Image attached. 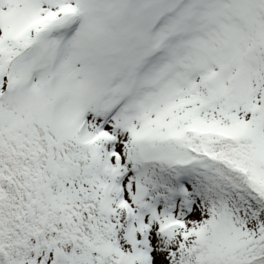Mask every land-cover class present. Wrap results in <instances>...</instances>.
<instances>
[{"label":"snow or ice","instance_id":"obj_1","mask_svg":"<svg viewBox=\"0 0 264 264\" xmlns=\"http://www.w3.org/2000/svg\"><path fill=\"white\" fill-rule=\"evenodd\" d=\"M0 264H264V0H0Z\"/></svg>","mask_w":264,"mask_h":264}]
</instances>
